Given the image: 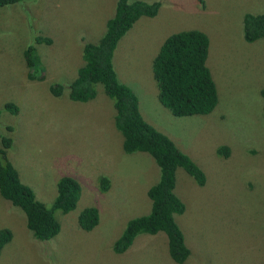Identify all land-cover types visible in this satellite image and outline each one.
<instances>
[{
  "label": "rangeland",
  "instance_id": "1",
  "mask_svg": "<svg viewBox=\"0 0 264 264\" xmlns=\"http://www.w3.org/2000/svg\"><path fill=\"white\" fill-rule=\"evenodd\" d=\"M156 1L161 7L155 18L132 25L111 63L117 81L135 95L143 120L153 122L204 175L200 187L182 170L175 173L173 193L184 212L174 220L190 253L183 264H264V38L247 44L241 34V16L263 13L264 0ZM96 14L90 15V0H20L0 7V137L11 140L7 158L46 207L61 176L80 185L74 209L53 213L59 231L45 242L35 240L23 213L0 197V229L12 235L0 264H176L161 232L139 234L125 252H112L126 222L148 213L145 190L157 182L158 169L147 154L122 152L112 103L101 86L86 103L70 101L67 88L57 98L48 91L75 78L81 46L102 36L105 23L99 29ZM187 30L208 39L206 66L217 102L208 115L178 118L158 103L150 66L166 37ZM36 38L48 44H34L41 68L28 79L22 52ZM7 102L16 114L3 110ZM220 146L227 157L217 156ZM100 176L108 179L104 193L97 187ZM87 207L98 215L88 232L77 226Z\"/></svg>",
  "mask_w": 264,
  "mask_h": 264
},
{
  "label": "trees",
  "instance_id": "2",
  "mask_svg": "<svg viewBox=\"0 0 264 264\" xmlns=\"http://www.w3.org/2000/svg\"><path fill=\"white\" fill-rule=\"evenodd\" d=\"M20 0H0V7L13 5ZM159 3H145L137 0H115L114 13L105 22L102 36L96 43L81 46L82 65L75 78L67 83L53 84L49 94L57 98L67 88V98L73 102L86 103L95 95L99 84L103 94L111 101L113 127L121 136V150L125 154L144 153L149 155L158 169V180L146 191L150 201L146 215L126 222L119 238L112 245L114 254H122L139 234L154 235L161 232L166 237L167 253L176 264H183L189 256L183 235L174 217L184 212V205L173 193L175 172H185L197 186H203L204 175L200 169L164 134L147 124L138 112V103L130 88L119 83L112 68L111 57L118 40L140 18L157 15ZM242 40L253 43L264 38V12L241 16ZM48 39L36 38L22 52L25 66L30 73L28 79L36 78L40 72L35 45ZM208 39L197 30L181 31L169 35L151 60L150 72L156 88L159 104L173 117L208 115L216 106L217 94L209 69L206 66ZM263 99L264 89L260 91ZM3 110L14 115L17 107L4 103ZM264 117V116H263ZM11 146L8 137H0V197L24 215L25 227L32 237L40 242L49 241L59 231V223L53 213L66 214L72 211L79 198L80 186L69 176H61L55 183V196L49 207L39 202L33 191L22 184L17 171L7 158ZM216 154L227 157L228 149L218 147ZM98 190L108 189V179H97ZM98 223L97 210L84 208L77 216L80 230L90 231ZM8 229H0V252L11 240Z\"/></svg>",
  "mask_w": 264,
  "mask_h": 264
},
{
  "label": "crops",
  "instance_id": "3",
  "mask_svg": "<svg viewBox=\"0 0 264 264\" xmlns=\"http://www.w3.org/2000/svg\"><path fill=\"white\" fill-rule=\"evenodd\" d=\"M137 1H142V2H145V3H154V2H157L156 0H137ZM158 3V2H157ZM114 4H115V0H90V15L91 14H96L95 15V18H93L92 20H95L97 22V24L99 25V29H103L104 27V23L106 22L107 19L111 18L113 13H114ZM161 7V5H159V8ZM159 12V10H158ZM157 12V13H158ZM155 18V17H153ZM153 18H144L145 20L146 19H153ZM138 20H141L138 19ZM137 20V21H138ZM136 21V22H137ZM135 22V23H136ZM102 31V30H100ZM100 31H98L97 33H100ZM87 34H91V32L89 31V28H88V31H87ZM90 36H97L96 34H93V35H90ZM89 37V36H88ZM152 60V59H151ZM156 99H157V96H156ZM158 101V100H157ZM159 103V102H158ZM84 109H88V105L87 106H83ZM102 107V106H101ZM103 108V107H102ZM102 111V110H101ZM139 111V109H138ZM151 112H153V106L151 107ZM169 113V112H168ZM140 114V113H139ZM141 116V115H140ZM156 117H162L159 113H156ZM142 118V116H141ZM143 119V118H142ZM163 121H166V122H170V120L165 116L163 115ZM145 121V120H144ZM199 120H193V122H198ZM105 123H106V120H105ZM156 125H158L159 123L158 122H155ZM149 125H154L153 122H149ZM169 129L172 130V132L174 130H176L175 126L172 127V126H169L168 128V131ZM166 136V135H165ZM172 137V136H171ZM169 138V137H168ZM175 139V141L177 142L176 140V137H173ZM170 139V138H169ZM171 140V139H170ZM171 142L174 144V146L176 147L175 143L171 140ZM177 144H179V142H177ZM182 147V146H180ZM177 148V147H176ZM178 149V148H177ZM179 150V149H178ZM180 151V150H179ZM181 152V151H180ZM216 152V151H215ZM187 156V155H186ZM218 156V155H217ZM189 158V156H187ZM190 159V158H189ZM191 160V159H190ZM192 161V160H191ZM193 162V161H192ZM194 163V162H193ZM178 170V169H177ZM176 170V172H177ZM180 170V169H179ZM175 172V173H176ZM179 172H177L176 174H178ZM156 181L158 180V176H157V171H156ZM80 186V185H79ZM150 187V186H149ZM148 187V188H149ZM202 187V186H200ZM147 188V189H148ZM146 191L145 190V194H146Z\"/></svg>",
  "mask_w": 264,
  "mask_h": 264
}]
</instances>
